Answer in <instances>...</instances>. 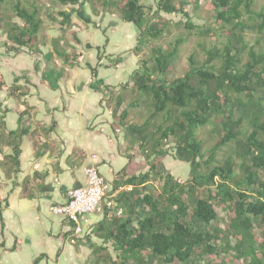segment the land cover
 <instances>
[{"label":"trees","instance_id":"1","mask_svg":"<svg viewBox=\"0 0 264 264\" xmlns=\"http://www.w3.org/2000/svg\"><path fill=\"white\" fill-rule=\"evenodd\" d=\"M55 1L73 7L57 12L62 29L74 14L93 23L83 10L91 0ZM258 1L210 0L213 19L198 24L190 19L187 0H98L136 25L135 54L147 49L121 84L123 89L130 84L135 95L119 112L124 96L115 95L110 122L113 130L123 129L130 148L138 144L147 168L112 181L107 191L112 205L104 206L99 220L79 237L92 248V264H264V7L256 10ZM5 3L0 0L5 45L42 54L40 44L47 40L39 6L15 0L11 19L3 13ZM161 13L183 14L182 24L203 39V60L190 56L187 70L175 78L167 75L186 37L165 47L153 43L172 24ZM247 31L257 33L251 42ZM50 41L51 52L71 65L78 62L79 54H68L58 38ZM19 87L10 88V96L27 94ZM98 87L112 98L115 86L101 80ZM131 109L137 111L134 117L147 112L142 122L126 120ZM25 113H19L15 129L0 128V169L6 179L20 171L22 139L29 133ZM169 157L189 164L186 178L169 170L164 162ZM0 224L3 229L1 201ZM101 250L107 253L98 256Z\"/></svg>","mask_w":264,"mask_h":264},{"label":"rangeland","instance_id":"2","mask_svg":"<svg viewBox=\"0 0 264 264\" xmlns=\"http://www.w3.org/2000/svg\"><path fill=\"white\" fill-rule=\"evenodd\" d=\"M15 0H6L3 8V13L8 18L13 17L12 4ZM22 2L30 5L35 3L40 8V15L44 19L46 30L44 35L46 42L40 44L42 54H32L22 49L20 52L9 50V46L5 45L7 36L4 29H0V82L3 86L0 89V99L6 101L11 107V111L7 114L8 125L11 126V120H14L15 127L17 126L16 120L18 114L15 112V108H25V118L23 124L28 128L29 133L23 137L22 149L24 154H28L29 151H34L32 138L36 135L34 131L35 122H32L31 112L33 107L29 104L32 100H36V97L47 96L48 101H53V96L58 95L59 107L61 111L63 104L69 106V112L72 113V109L79 110L80 107H84L82 111V120L85 123V117L89 118V122L95 118L96 124L93 133L89 136H85L86 126L75 135H71V139L80 143L90 142L89 146L96 154H107L109 148H105L107 144L106 134H108L114 142L115 134L110 124L106 119H113L112 113L109 114L108 109L114 108V99L117 93L124 96V104L118 110L121 111L126 103H128L135 95L134 91L130 89V84L123 89L121 84H124L129 80V74L138 67V60L141 58V54L147 52L144 46L141 51H137L136 54L133 50L136 44L138 28L132 22H127L121 19L119 11L115 7H103L98 0H91L86 2L83 6L85 13L90 16L93 23H85L75 14L72 17V23L64 29L60 26V17L57 16V12L61 9L66 11L72 10V5H60L55 0H21ZM121 2V0H116ZM156 0H143L145 4H154ZM189 3L185 7L189 12L190 19L193 23L201 24L204 21L211 22L213 19V10L210 0H187ZM75 5L74 8H77ZM155 7V5H153ZM264 7V0H259L256 4V10ZM48 13H51L54 17L49 18ZM166 19L170 21L171 26L168 31L164 33L159 39H156L153 43L160 46H167L178 37H186V39L180 43L179 53L174 61L173 68L167 75L168 78H175L182 75L188 68V60L190 56H194L197 60L201 61L204 58V51L199 46V43L203 41L202 38L197 36L196 33L189 32L182 22L187 18L181 13H161ZM58 17V18H57ZM7 19V18H6ZM15 19V17H14ZM260 21V19H258ZM178 24V25H177ZM80 38L78 43L74 39V33ZM46 33V34H45ZM249 42L257 36L256 31L249 32ZM264 35V32H262ZM59 39V46L66 50L68 54H79L75 65H71L63 59L59 58L56 53L51 52L53 46L51 44V38ZM247 37V34H246ZM207 40V39H206ZM204 40V41H206ZM92 44V48L86 47V44ZM99 48V51L97 47ZM48 52H51V57L47 58ZM45 55V56H44ZM120 58L121 62L115 64L114 60ZM97 73L94 76L93 72ZM107 84L112 89V98L107 100L105 98L104 90H96V86L101 83ZM37 85V90L34 84ZM20 85V90L27 92V96L21 97L16 95L18 92H13V96H10V88ZM74 88L75 94L72 95V89ZM82 89V90H81ZM68 90L69 92H66ZM11 91V90H10ZM29 92V93H28ZM31 92H36L31 94ZM63 92V94H62ZM70 93V94H69ZM32 97H30V95ZM24 99L26 101H24ZM101 102V104H100ZM2 103V102H1ZM21 105V106H20ZM43 110L45 106L41 104ZM108 108V109H107ZM141 109V108H140ZM139 109V110H140ZM0 107L1 113H5ZM23 112V111H22ZM21 112V113H22ZM58 112V111H57ZM133 112H137L136 109H131L130 114L126 120H134L142 122V118L147 113H138L135 117ZM140 112V111H138ZM43 115V113L41 114ZM69 115V114H67ZM92 117H91V116ZM102 115V116H101ZM111 115V117H110ZM47 123L50 122V117L43 115ZM57 115V117H60ZM73 116L78 118V114ZM61 120V117L59 118ZM76 119V118H73ZM78 120V119H77ZM75 126V125H74ZM103 127V130H101ZM0 128H5V125L0 119ZM61 128V127H60ZM118 134L121 136L123 144H125V151L123 153L130 154V171L139 172L145 170L147 165L142 158L141 151L138 144H134L132 148L128 146L126 137L124 136L123 129L117 128ZM60 130V129H59ZM59 132V131H58ZM97 132V134H96ZM96 134V135H94ZM94 135V137H93ZM116 145V143H115ZM43 149V147L41 148ZM116 160L120 157L125 161L128 159L117 154L116 150H113ZM165 165L178 177L184 179L189 172V164L177 159L169 157L165 161ZM114 167H120V163H114ZM106 166L103 164L100 167V172L107 181H110L112 176L106 170ZM32 171V170H31ZM29 178L25 177L23 173H19L13 178L7 180L0 169V198L7 197L9 202L8 207H4L3 217L6 223V228L1 229L0 224V242L5 241L6 247L0 246V264H32L33 260L40 254H47L49 258H44L39 261V264H92L93 252L88 243L79 241V237H69L74 239V247L69 242H64L60 238H56V234L59 230L58 222L60 215L53 214L41 205V208H37L36 202L38 199L37 190L27 187ZM31 193V195H22L23 191ZM4 201V199H3ZM1 201V206L4 202ZM89 219L98 221L99 214H88ZM51 227V232L47 228ZM54 235V236H53ZM68 238V239H69ZM69 239V240H70ZM16 241V242H15ZM93 242H98L96 238L92 239ZM15 242V248L12 249ZM61 255L56 256V251H60ZM69 248L71 252L68 253ZM110 251V250H109ZM107 253L106 250L98 252V256H103ZM59 255V254H58ZM57 259V260H56Z\"/></svg>","mask_w":264,"mask_h":264},{"label":"crops","instance_id":"3","mask_svg":"<svg viewBox=\"0 0 264 264\" xmlns=\"http://www.w3.org/2000/svg\"><path fill=\"white\" fill-rule=\"evenodd\" d=\"M32 84H34L35 89L37 90L36 83L33 82ZM72 90L73 91L71 93L72 95H74L75 94L74 88ZM66 92L69 91L66 90ZM34 93L36 92L33 93L31 92V94ZM49 96L50 95L43 97L38 95V97H36V100H32V102L31 101L29 102V104L33 107L31 112V119L32 122L33 121L35 122V127H36L34 129V131L36 130V135L32 138L33 147L35 149L34 151H29L27 155L24 154V151L21 153L20 166H19L20 171L16 174L18 175L19 173L21 174L23 173L24 178L25 177L29 178V182H26L27 187L30 188L32 187L35 190H37V193L39 194L35 205L37 208H41L42 205L44 208L48 210L51 204L62 203L65 200L64 196L67 188L84 184V174L82 172V168L88 162H92V161L95 162L98 165L99 170L102 164L107 167L106 170L112 176L110 181L106 180L109 189L112 186V181L115 178H119V176L122 175L123 173L129 175L135 174V172L133 173L130 171L131 169L130 164L132 162H130L129 153L126 154L122 152L125 151L124 149L126 148H125V144H123L122 142L121 136L117 133L118 132L117 128L114 130L116 142H114V140L108 134L105 135L107 139V144L105 145V148L106 149L109 148V150L111 151H108L107 154H103V155H100L99 153L96 154L97 152L94 153V151H92L93 149L90 148L89 146L90 142L80 143L74 141L73 138L71 139L72 137L71 135L77 134L85 124L87 129L85 131V136L89 137L93 133L92 128L94 129L96 126V124L94 125L96 120L95 118H97L99 114L96 117H93V120L90 122H89V118L85 117V123H83L82 111L84 107L81 106L78 111L72 109L73 111L71 113L69 112L70 111L69 106L63 104L61 107L62 109L60 111L58 110L59 107L58 105L59 102H57L58 95L56 94V96H53L54 98L53 101L47 100ZM30 97H32V95H30ZM0 101L2 102L0 107L3 110H6L5 113H1L3 124L5 125V128L3 129L5 131H8L10 129H15L16 127L14 120H11V126L8 125V121H7V114L9 111L12 110L11 107H9V104L6 101H2V100ZM24 101L26 100L24 99ZM41 104L45 106L46 110H43L42 106H40ZM23 109L25 108L23 107L18 108L17 106L14 110L19 115V113L24 111ZM108 112L109 114L112 113V108L111 110L108 109ZM42 113L43 115L50 117L49 123H47V121L44 119L45 117L41 115ZM59 113L61 115L60 116L61 120L59 119L60 117H57ZM75 113L78 114V118L73 116ZM106 121L110 124L112 120L110 118L109 120L106 119ZM101 130H103V127H101ZM42 147L43 149H41ZM113 150H116L118 155L127 158L128 162L127 160L123 162L122 160H118L121 159L120 157L116 160ZM92 153L96 154V158L92 159L91 157H89L90 154ZM1 158L2 155L0 154V159ZM118 161L120 163L121 168L114 167V163H118ZM11 178H13V176ZM22 195L23 196L31 195V193H28L27 191L24 190L22 192ZM3 199L0 198V201L4 202L3 206H1L2 217L4 214L3 211L5 210L4 209L5 203L7 202L6 207L9 206L7 197H4ZM4 219L5 218L3 217V224H4L3 229L6 228V223ZM47 226H48L47 228L51 232L50 229L51 227H49L50 225L47 224ZM58 226H59V230L56 234V238L57 239L60 238L64 242H69L70 244L73 245L75 241L74 239L72 238L70 239L69 237L72 236L75 237V236L72 233V225L70 224V222L61 216L58 222ZM15 242L12 249L15 248ZM0 246L5 248L6 247L5 241L0 242ZM63 250L64 247L62 248L61 251L59 249L56 251V256H58V258ZM74 250L76 251L77 248L74 247ZM71 251H72L71 248H69L68 253ZM45 255L46 256L44 258L46 259L49 258L47 254Z\"/></svg>","mask_w":264,"mask_h":264},{"label":"built area","instance_id":"4","mask_svg":"<svg viewBox=\"0 0 264 264\" xmlns=\"http://www.w3.org/2000/svg\"><path fill=\"white\" fill-rule=\"evenodd\" d=\"M92 159L96 154L92 153ZM84 184L69 187L65 191V200L62 203L51 204L49 211L67 219L72 223V233L75 237H83L89 230L92 220L88 214H98L103 207H110L111 194H107L109 186L95 162H88L82 168ZM119 187L117 191L121 190ZM125 189H131L126 186ZM116 191V192H117Z\"/></svg>","mask_w":264,"mask_h":264},{"label":"bare ground","instance_id":"5","mask_svg":"<svg viewBox=\"0 0 264 264\" xmlns=\"http://www.w3.org/2000/svg\"><path fill=\"white\" fill-rule=\"evenodd\" d=\"M57 201V200H56Z\"/></svg>","mask_w":264,"mask_h":264}]
</instances>
